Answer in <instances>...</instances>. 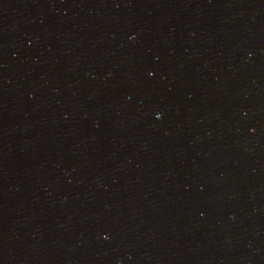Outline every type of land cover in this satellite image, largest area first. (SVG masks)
Wrapping results in <instances>:
<instances>
[{
  "label": "water",
  "instance_id": "water-1",
  "mask_svg": "<svg viewBox=\"0 0 264 264\" xmlns=\"http://www.w3.org/2000/svg\"><path fill=\"white\" fill-rule=\"evenodd\" d=\"M0 264H264V0H0Z\"/></svg>",
  "mask_w": 264,
  "mask_h": 264
}]
</instances>
